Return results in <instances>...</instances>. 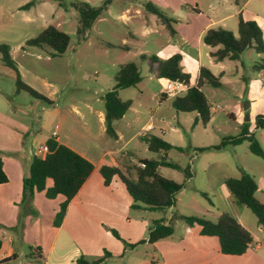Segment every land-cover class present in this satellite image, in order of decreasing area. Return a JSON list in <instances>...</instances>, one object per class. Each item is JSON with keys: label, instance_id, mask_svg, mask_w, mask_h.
Instances as JSON below:
<instances>
[{"label": "rangeland", "instance_id": "obj_1", "mask_svg": "<svg viewBox=\"0 0 264 264\" xmlns=\"http://www.w3.org/2000/svg\"><path fill=\"white\" fill-rule=\"evenodd\" d=\"M29 1L31 0H0V44L9 46L10 55L24 83L42 95L47 94V86L48 89L56 91L53 95L55 104L51 106L41 100L44 109L39 105L29 113L16 110L13 112L2 98L0 112L23 123L27 131L40 132L43 135L51 131L56 123H60L61 135L66 137L70 144L87 152L96 160L105 147H122V152H129L134 158L160 159L164 154L149 151L139 136L133 137L125 144L143 123L151 120L153 129L142 133L158 135L174 145L167 152L166 159L178 163L182 169H189L192 176L187 179L183 171L162 167L160 173L163 176L182 182L183 187L171 209L155 210L150 214L169 220L172 212L177 213V218L174 216L171 224L178 228L185 223L180 216L200 215L213 219L217 211L242 210L241 222L255 237L258 236L260 233L255 215L248 207L237 204L233 197H226L225 192H228V189L224 180L226 177L239 176V169L243 168L255 181L260 182L264 178V160L250 151L247 140L238 144L227 143L218 150L206 147L219 144L224 137H237L244 128L257 138L264 150V128H257L255 124L257 115H264V69L257 71L253 68L254 64L264 60V51L258 53L254 47H250L245 49L238 59L225 58L217 61L211 57L209 52L212 49L200 38L199 28L207 16L213 15L209 8L212 0H198L201 13H192L190 28L194 45L188 51L176 48V42L178 46L183 42L172 37L163 25L158 27V35H144L147 43L130 39L128 33L134 31V28L138 32H142L144 27L152 28L147 17L152 20L158 18L147 12L140 3L134 2V5H131L132 10L134 6L138 7L145 17L132 14L134 16L123 24L121 18L112 17V14L120 12L121 5L127 1L112 0L108 10L94 22L86 38L82 39L77 34L78 17L74 6L79 3L99 6L101 0H34L30 7L20 8ZM187 1L193 7L196 5L193 0ZM218 1L231 5L232 10L236 7L235 0ZM238 1L240 5L246 1L242 8L243 16L258 23L263 31L264 42V0ZM150 2L158 6L154 0ZM155 22L159 24L158 20ZM47 25H53L69 34L70 42L63 54L51 56L49 53L52 49L47 46L26 45L28 39L35 38ZM218 26L236 35L237 17L232 16L223 26L217 24L214 27ZM123 38L127 39V44L131 46L129 51L106 44H120ZM174 55H180V67L191 77H194L202 66L220 77L219 87L205 84L201 88L212 116L206 124L201 122L196 111L175 109L173 97L158 101V93L165 88L166 82L165 79L154 75L151 68L155 67V62L149 58L165 60ZM142 56L147 59H141ZM127 61L136 62L142 80L140 85L118 91V95L122 99H132L138 113L134 114L133 109L127 111L126 117L117 123V127L124 132V137L116 142L104 131L105 124L99 120L97 112L89 111L84 104L89 103L93 108L104 106L100 96L113 87L119 66ZM15 73L3 64L0 55L2 91L10 97L19 96L18 100L24 99V103L29 99L34 100L33 95L27 91L19 90L16 94ZM250 101H254L255 105L247 108L249 120L244 121L245 106ZM70 103L77 105L78 113L75 110L69 111ZM55 107H60L66 113L62 121L55 112ZM126 123L131 126H126ZM4 125L11 126V123L6 122ZM256 196L264 202V192L258 191ZM22 217L24 216H21L20 222ZM149 246L151 248V245H147ZM147 247L140 245L136 253L144 254ZM20 260L25 258L21 255L16 262L7 264H19Z\"/></svg>", "mask_w": 264, "mask_h": 264}, {"label": "crops", "instance_id": "obj_2", "mask_svg": "<svg viewBox=\"0 0 264 264\" xmlns=\"http://www.w3.org/2000/svg\"><path fill=\"white\" fill-rule=\"evenodd\" d=\"M126 1V3L121 5V11L117 14H112V17L121 18L123 24L134 15H143L142 17H145L142 10L136 6L132 10L131 5H134V2L143 5V1L150 0ZM154 1L157 2L158 7L166 12L168 16L175 19V23H173L175 35L171 36L175 39H180L184 43H179L178 46L176 42V48L182 51L192 49L194 39L191 33L190 22L192 21V13L194 11L198 15L201 13L198 0H193L196 4L194 7L189 5L187 0ZM245 4L246 1L242 5L238 1L236 7L232 10L231 5L228 6L227 3L224 4L218 0H212L209 3V8L213 15L207 16L201 23L199 28L200 38H202L207 29L217 28L214 27L217 24H222L223 26L230 17H237L238 12H241L243 16L242 8ZM228 10L230 11L227 12ZM132 14L134 15L132 16ZM147 19L152 28L144 27L142 32H138L134 28V31L128 33L130 39L136 42L141 40L147 43V38L144 35H158V27L163 25L160 19L155 18V20H152L148 17ZM157 20L159 24L155 22ZM106 44L109 45L110 43L107 42ZM109 46L119 47L125 51H129L131 48L125 38L121 40L120 44L111 43ZM211 49L213 51L217 47H211ZM141 59L145 60L147 58L141 57ZM198 72L199 70L194 77H191L192 82L196 81ZM140 82L137 85H140ZM45 84L46 82L43 83V86ZM45 89L47 90V94L44 96L47 99L33 97L34 100L29 99L24 103V99L18 100L19 96L10 97L0 87V100L3 98L10 105L9 107L12 108L13 112L16 110L29 113L39 105L44 109V106L41 104L42 102H40L41 100H46L48 105L51 106L55 104L53 95L56 94V91L48 89V86ZM17 93L18 90H16ZM102 96H100L101 99ZM158 97L159 102L168 98V96L163 95L162 90L159 91ZM130 100L132 103L127 111H132L133 109L135 111L134 114H137L138 111L134 108V101ZM84 105L89 111L95 110L99 120H102L105 124V105L95 108L89 103H85ZM254 105L255 102L250 101L249 107H254ZM77 108V105L70 103L69 111L75 110L78 113ZM54 109L62 121L66 117V113L60 107H55ZM127 111L120 119L113 122V128L117 135V138L113 139L116 142L124 137V132L117 127V123L126 117ZM6 122H10L12 127L4 125ZM149 122L151 120L143 123L140 129L126 140L125 144L129 143L135 136H139L144 140V137L148 136V134H143L142 128ZM56 125L57 128L55 129ZM61 126L60 123H56L54 128L44 135L40 132H29L23 123L0 112V156L3 171L8 178L7 182L0 184V264L16 262L20 259L21 255L25 260H20L19 264H76V259L80 255H83L88 260H92L103 256L105 251L109 255L98 264H264V231L258 225L257 229L260 234L255 237L241 222L240 213L242 210H221L217 211L216 215H214V218H216L220 212L228 211L250 232L253 242L249 245L246 252L241 255L223 254L220 251L218 238L216 236L202 235L198 224L187 225L184 223L178 228L172 225L174 229L172 235L152 243L149 242L148 233L153 220H163L165 224H171L172 218L176 217L177 213L173 214L172 210H165L172 212L168 220L154 217L150 214L152 211L145 208L132 209V197L119 177L113 176L110 183L105 185L100 173L102 165H114L119 167L123 173H127L128 170L131 176H135L134 168L137 166L140 158H134V155L129 152H122V147H118L117 149L105 147L98 159H93L91 155L73 146L66 137L61 135L59 131L61 130ZM126 126L130 127L131 125L130 123H126ZM54 130L56 131V135H53ZM48 139H54L57 143L70 147L93 165L89 176L69 201L64 217L57 226L53 224V220L59 210L60 203L65 199L63 195L58 194L56 197L50 199L45 196L44 191H35L31 200L34 214L29 212L23 213V210L26 209L20 204L22 180L29 171L32 158L36 156L34 148L35 146L47 144ZM160 153L161 155L164 154ZM162 156L166 157L167 154ZM162 167L167 166H160L158 168L159 173ZM256 183L258 188L255 196L258 191L264 192V178L260 182L256 181ZM51 185L52 180L48 178L46 180V187H50ZM228 193L230 192L226 190V197L231 199L233 196L231 193L228 196ZM172 207H169V209ZM22 215L24 217H22V222H20ZM111 229L116 230L127 243H136V245L133 247L125 246L122 240L113 236ZM140 245L144 247L151 245V248L150 246L147 247L144 254H137L136 251ZM35 248H40L41 250L42 263L37 261L39 254L35 251Z\"/></svg>", "mask_w": 264, "mask_h": 264}, {"label": "trees", "instance_id": "obj_3", "mask_svg": "<svg viewBox=\"0 0 264 264\" xmlns=\"http://www.w3.org/2000/svg\"><path fill=\"white\" fill-rule=\"evenodd\" d=\"M111 2L112 0H101L99 6H90L87 3H79L74 6L78 17L77 34L82 39L86 38L88 30L98 18L104 15ZM235 3H237V0H235ZM33 4L34 0H31L20 8H28ZM143 6L146 11L155 14L160 19L171 35H175V28L173 27L175 19L173 17L168 16L166 12L150 1H143ZM202 40L206 45L217 47L216 50L210 52V55L217 61L225 58L238 59L240 54L250 47H254L258 53L264 51L261 27L255 20L244 19L241 12L237 14V36L223 27H217L207 29L202 36ZM69 42V34L53 25H47L35 38L28 39L26 45L35 47L47 46L52 49L49 54L57 56L65 52ZM0 55L3 64L16 72L18 91L24 90L35 98L47 99L21 80L16 63L10 55L8 45L0 44ZM142 57L145 58L144 56ZM180 59V55H174L165 60H158L155 57L149 58V60L155 62V67L151 69L156 77L179 80L188 85L185 92L174 96L173 106L175 109L186 112L196 111L201 122L206 124L212 116L209 103L201 88L205 84L219 87L221 85L220 77L215 76L210 70L202 66L199 68L196 81L192 82L191 75L182 71L179 65ZM253 68L257 71L264 69V60L254 64ZM114 80L113 87L103 94L102 99L105 105V131L110 137L116 139L117 135L113 128V122L120 119L132 103L130 99L122 100L118 95V91L136 86L142 80L136 62L127 61L121 64L114 76ZM255 124L257 128H264V115H257ZM243 140L249 142V149L254 155L264 160V150L260 142L244 128L237 137H224L219 144L206 148L218 150L227 143L238 144ZM144 141L148 150L154 153L162 152L166 155L174 147L171 143L154 134L145 136ZM46 143L49 152L43 158L34 156L29 165L27 175L23 177L20 204L26 209L23 213L34 214L31 200L35 191H44L45 196L50 199L58 194L63 195L65 199L60 203L59 210L53 220V224L57 226L64 217L69 201L85 182L93 169V165L78 152L64 144L57 143L54 139H48ZM160 166L183 171L187 179L192 176L189 169H182L178 163L169 161L164 156L160 159L140 158L134 168L135 176H131L128 170L127 173H123L119 167L114 165H102L100 173L105 185L110 183L113 176L119 177L132 197V209L145 208L154 211L174 206L176 204V196L183 187L182 182H177L161 175L158 171ZM239 171V177L225 178V186L237 204L248 207L252 211L256 217L257 224L264 231V202L258 200L255 196L258 188L257 183L244 169L240 168ZM48 178L52 180L50 187H46ZM7 180L0 156V184L7 182ZM180 217L187 225L198 224L202 235L216 236L219 240L220 251L223 254L241 255L246 252L249 245L253 242L250 232L228 211L220 212L214 219L200 215ZM173 230L172 224H165L163 220H153L148 233V240L152 243L169 237L172 235ZM111 232L114 237L122 240L125 246L133 247L136 245V243H127L116 230L111 229ZM35 251L39 254L37 261L42 263L43 257L40 248H35ZM107 255L109 253L105 251L103 256L92 260L80 255L76 259V264H98Z\"/></svg>", "mask_w": 264, "mask_h": 264}, {"label": "built area", "instance_id": "obj_4", "mask_svg": "<svg viewBox=\"0 0 264 264\" xmlns=\"http://www.w3.org/2000/svg\"><path fill=\"white\" fill-rule=\"evenodd\" d=\"M166 86L162 90L163 95H166L168 97H174L176 95H179L183 92H185L188 88V85L185 83L179 81V80H170L165 79ZM57 128V125L55 126V129ZM153 129V124L151 122L147 123L143 128L142 131L149 132ZM53 135H56V131H53ZM49 152V148L47 144H42L39 146H35L34 153L37 157L43 158L47 153Z\"/></svg>", "mask_w": 264, "mask_h": 264}, {"label": "water", "instance_id": "obj_5", "mask_svg": "<svg viewBox=\"0 0 264 264\" xmlns=\"http://www.w3.org/2000/svg\"><path fill=\"white\" fill-rule=\"evenodd\" d=\"M249 107V103L245 106L246 113L244 115V121L249 120V112L247 111V108Z\"/></svg>", "mask_w": 264, "mask_h": 264}]
</instances>
